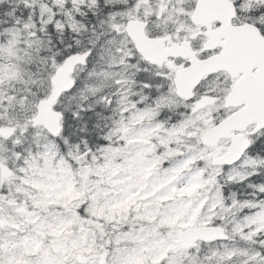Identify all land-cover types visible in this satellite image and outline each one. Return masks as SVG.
Listing matches in <instances>:
<instances>
[{
  "label": "snow or ice",
  "instance_id": "6c2138e0",
  "mask_svg": "<svg viewBox=\"0 0 264 264\" xmlns=\"http://www.w3.org/2000/svg\"><path fill=\"white\" fill-rule=\"evenodd\" d=\"M0 264H264V0H0Z\"/></svg>",
  "mask_w": 264,
  "mask_h": 264
}]
</instances>
